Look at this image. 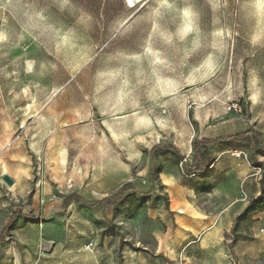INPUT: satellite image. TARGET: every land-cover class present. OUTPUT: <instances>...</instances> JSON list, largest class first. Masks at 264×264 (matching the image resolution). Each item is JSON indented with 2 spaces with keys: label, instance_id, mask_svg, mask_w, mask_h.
I'll list each match as a JSON object with an SVG mask.
<instances>
[{
  "label": "rangeland",
  "instance_id": "rangeland-1",
  "mask_svg": "<svg viewBox=\"0 0 264 264\" xmlns=\"http://www.w3.org/2000/svg\"><path fill=\"white\" fill-rule=\"evenodd\" d=\"M124 1L0 0V264H264V212L205 251L159 181L186 160L158 150L149 180L155 145L251 131L212 156L246 151L264 185V0Z\"/></svg>",
  "mask_w": 264,
  "mask_h": 264
},
{
  "label": "crops",
  "instance_id": "crops-1",
  "mask_svg": "<svg viewBox=\"0 0 264 264\" xmlns=\"http://www.w3.org/2000/svg\"><path fill=\"white\" fill-rule=\"evenodd\" d=\"M245 137L235 139V141L243 140ZM216 139L219 138L204 136L197 140ZM193 141L194 137H191L187 142H182L180 139L172 144L184 157L180 160H186V162L175 163L176 167L171 170L162 169L159 173V181L165 188L169 202L168 213L175 217L174 223L180 224L186 229L184 233L187 237H200L198 246H201L202 250H211L218 254L224 246L225 239L231 234L237 218L243 214L250 201L264 195V185L262 186L259 179L255 178V162H248L247 155L241 158L235 157L239 160L238 162H219L216 160L217 155L212 156L216 146L233 140L202 146L200 148L201 163L205 171L195 175H187L183 171L182 176L179 167L184 169L185 166L189 169L194 164ZM254 151L257 149L255 148L251 152L254 153ZM208 152L211 162H206L205 155ZM244 153L246 154V151ZM254 155L257 156L256 153ZM263 156L264 152L261 155L262 161ZM259 163H262L264 167V162ZM191 178L199 181L197 185H192L189 182ZM14 182V185H17V181L14 180ZM202 186H206V188H202ZM39 198L40 196L35 195V202ZM200 199H208L207 201L212 204L202 205ZM33 207H35V203ZM255 219H261V216H257ZM168 236L169 231L163 233L159 240L160 247L165 250L172 246L168 242ZM221 262H223L222 259Z\"/></svg>",
  "mask_w": 264,
  "mask_h": 264
},
{
  "label": "trees",
  "instance_id": "trees-1",
  "mask_svg": "<svg viewBox=\"0 0 264 264\" xmlns=\"http://www.w3.org/2000/svg\"><path fill=\"white\" fill-rule=\"evenodd\" d=\"M251 131L242 133V134H237V135H232V136H227V137H223V138H219L216 140H194L192 142V146H193V158H194V164L188 169L185 168L184 166V172L187 175H195V174H201L203 171H205V169L202 166V161H201V153H200V148L204 145H214L220 142H225V141H231V140H235V139H242L243 137H245L248 134H251ZM158 150H169L171 153H173V155H175L176 157H178L179 159H183L184 157L178 152V150L172 145V144H166V145H155L152 149H151V155H152V159H153V168L150 171V175H149V180L150 183L153 182L155 175L157 174L158 170H159V162L157 160V158L155 157V153ZM264 152V150H263ZM134 189V185L131 183H127L125 184L115 195H113L112 197L108 198V199H103L100 201H88L82 198H79L77 196L71 195L68 198L65 199L64 203L65 205L69 202V201H75L78 203H82L90 208H97V207H101V208H113L116 207L120 204H122L125 199L127 198V195L130 191H132ZM264 212V195H262L260 198L258 199H253L250 201L249 205L247 206V208L245 209V211L243 212L242 215H240L237 220H236V224L241 222V221H245V220H252L253 216L255 214ZM14 219V217L12 218ZM236 224L233 228V237L234 234L236 232ZM236 241H238V239H236ZM235 242L234 240H232V243Z\"/></svg>",
  "mask_w": 264,
  "mask_h": 264
},
{
  "label": "built area",
  "instance_id": "built-area-1",
  "mask_svg": "<svg viewBox=\"0 0 264 264\" xmlns=\"http://www.w3.org/2000/svg\"><path fill=\"white\" fill-rule=\"evenodd\" d=\"M124 4L128 10L136 11V10H140L142 8V6H144L146 4V0H125ZM232 109H234V111H236V108H234V107L230 108L229 111H231ZM232 156L237 157V158H241V157H246V154L241 151V152H234L232 154ZM260 172H261V170L257 169V172H255V175L260 174ZM246 199L247 198L245 197V200ZM85 248H86V250H92L94 248L93 242L86 244Z\"/></svg>",
  "mask_w": 264,
  "mask_h": 264
},
{
  "label": "water",
  "instance_id": "water-1",
  "mask_svg": "<svg viewBox=\"0 0 264 264\" xmlns=\"http://www.w3.org/2000/svg\"><path fill=\"white\" fill-rule=\"evenodd\" d=\"M2 180L10 187L15 184L14 180L7 174L2 177Z\"/></svg>",
  "mask_w": 264,
  "mask_h": 264
},
{
  "label": "bare ground",
  "instance_id": "bare-ground-1",
  "mask_svg": "<svg viewBox=\"0 0 264 264\" xmlns=\"http://www.w3.org/2000/svg\"><path fill=\"white\" fill-rule=\"evenodd\" d=\"M61 163L65 165L67 163V158L65 152L60 153Z\"/></svg>",
  "mask_w": 264,
  "mask_h": 264
}]
</instances>
